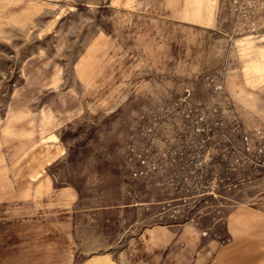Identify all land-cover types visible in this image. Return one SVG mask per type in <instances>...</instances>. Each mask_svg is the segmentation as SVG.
I'll return each mask as SVG.
<instances>
[{"label":"rangeland","instance_id":"1","mask_svg":"<svg viewBox=\"0 0 264 264\" xmlns=\"http://www.w3.org/2000/svg\"><path fill=\"white\" fill-rule=\"evenodd\" d=\"M264 264V0H0V264Z\"/></svg>","mask_w":264,"mask_h":264},{"label":"crops","instance_id":"2","mask_svg":"<svg viewBox=\"0 0 264 264\" xmlns=\"http://www.w3.org/2000/svg\"><path fill=\"white\" fill-rule=\"evenodd\" d=\"M81 264H118L115 256L111 252L94 254L85 258Z\"/></svg>","mask_w":264,"mask_h":264}]
</instances>
